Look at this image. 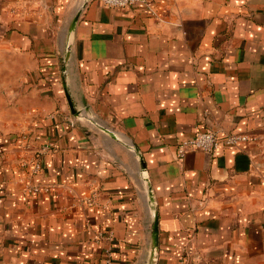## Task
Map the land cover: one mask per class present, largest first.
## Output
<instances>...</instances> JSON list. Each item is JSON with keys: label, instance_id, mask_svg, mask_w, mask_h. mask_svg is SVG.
I'll return each mask as SVG.
<instances>
[{"label": "crops", "instance_id": "obj_1", "mask_svg": "<svg viewBox=\"0 0 264 264\" xmlns=\"http://www.w3.org/2000/svg\"><path fill=\"white\" fill-rule=\"evenodd\" d=\"M106 263L264 264V0H0V264Z\"/></svg>", "mask_w": 264, "mask_h": 264}, {"label": "built area", "instance_id": "obj_2", "mask_svg": "<svg viewBox=\"0 0 264 264\" xmlns=\"http://www.w3.org/2000/svg\"><path fill=\"white\" fill-rule=\"evenodd\" d=\"M101 4L108 7L124 8L134 6L140 3H147V0H98ZM256 136L246 132H228L224 136H220L217 132L211 129L197 130L195 133L185 139H182L177 144V156L181 158L188 150L198 149L205 152H215L220 144L226 146H238L240 144L255 140ZM38 168V165H36ZM46 186L31 185L27 187L30 194H37L40 191H46ZM88 203H93L94 200L90 197ZM109 264V263H106Z\"/></svg>", "mask_w": 264, "mask_h": 264}, {"label": "water", "instance_id": "obj_3", "mask_svg": "<svg viewBox=\"0 0 264 264\" xmlns=\"http://www.w3.org/2000/svg\"><path fill=\"white\" fill-rule=\"evenodd\" d=\"M76 18H77V15L74 17L73 20H76ZM65 94H66V97L68 99V102H69V105H70V108H71L72 113L73 114H77L78 111L74 109V106L72 105V102H71V100L69 98L68 93L65 92ZM152 239H153V245L154 246H157L158 236H157V218H156V216L154 217V222H153V226H152Z\"/></svg>", "mask_w": 264, "mask_h": 264}]
</instances>
